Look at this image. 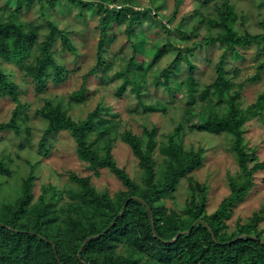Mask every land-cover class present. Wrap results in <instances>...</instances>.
Listing matches in <instances>:
<instances>
[{"label": "trees", "instance_id": "trees-1", "mask_svg": "<svg viewBox=\"0 0 264 264\" xmlns=\"http://www.w3.org/2000/svg\"><path fill=\"white\" fill-rule=\"evenodd\" d=\"M116 1L124 5L136 3L135 0ZM214 1L194 0V4L199 2L198 7L195 4V8L178 21L180 0H177L174 12L163 18L160 17L162 8L159 6H156L157 12L149 6L139 10L123 6L117 10L106 7V0H7L0 3V58L18 67L37 93L45 94L51 82L56 85L66 83L72 74L57 59L54 53L56 45L71 55H77L79 49L70 31H65L43 7L40 9V23H29L28 15L35 3L44 7L64 3L65 7H78L81 18L87 17L84 14L86 10L96 7L99 17L96 63L83 76L81 88L70 98V106L75 101L88 98L87 80L90 76L102 73V78H106L109 62L105 54L109 53L110 43L124 34L132 43L133 55L111 77V80H123L118 94L133 93L139 107L148 113L157 112L158 106L146 105L144 98L139 96L138 84L130 79L132 72L129 69L136 63L137 55L143 53L141 73L145 77L151 75L154 87L170 90L169 75H177L185 66L189 73L187 78L173 84L186 97L184 108L190 111L167 141L161 144L156 140V131L146 126L144 134L147 141H143L132 132L113 133L102 119L99 125L103 124L96 129L98 138L91 141L89 137L94 126L88 127L84 121L78 123L66 115L61 105L53 106L46 102L38 111L48 123L39 144L41 150L47 147L52 135L68 132L74 138L78 158L97 176L101 170H108L124 184L125 189L112 196L98 191L92 184V177L71 173L69 179L73 187L63 192L55 191L51 197L40 195L35 199L36 179L29 176L24 180L22 195L16 201L0 204V264H264V230L261 228L264 210L255 212L244 223L238 221L234 228L228 224L233 208L254 187L255 175L264 172V162L260 161L255 149L248 148L245 143L244 127L252 112L242 107L240 90L244 85H237L233 94H227L233 82L226 77L221 60L215 65L217 79L203 91L207 105L202 107L195 99L198 93L195 90L197 65L192 60L198 49L214 45L225 43L228 50L235 52L244 44L262 41L264 45V33H225L224 26L232 27L231 23L237 21L239 15L228 0H221L222 5L216 8L218 18L203 14L202 9ZM21 18L27 19L24 23L26 28L21 26L16 31L13 25L20 24ZM166 19L168 21L164 22ZM189 20H196V23ZM3 21L9 23V31L5 34L1 30ZM114 27L115 32L112 31ZM147 28L160 32L150 43L141 41L136 32L138 29L146 35ZM202 29H207L209 34L199 38ZM190 32L199 40L192 42L191 46H177L176 43L184 44ZM156 41L161 42L159 48H155ZM170 51L176 53L175 58L164 67L155 68ZM150 58L153 59L152 67L147 68L146 61ZM114 59L115 64L125 60L121 53ZM258 68L264 70V62ZM17 89L19 87L0 72V98L5 95L13 97L18 104L11 120L0 123V134L9 130L20 132L18 117L24 106L17 97ZM176 93L169 91L175 100ZM173 103L174 100H170L169 104ZM225 103V111L219 114ZM263 103L264 92L259 97V105ZM166 110L165 106L163 111ZM103 112L97 106L88 119L93 122L94 117L102 118ZM213 118L224 126L223 130L214 132L220 134L224 131L233 138L232 150L239 157L240 174L237 178H230V194L216 211L209 214V187L192 176L202 166L206 150L188 148L184 138L176 135L184 133L186 126L191 130L210 132ZM195 119L198 124L192 122ZM117 138L131 148L138 160L142 171L141 183L118 165L112 151ZM0 172L7 173L1 162ZM184 179L189 181L191 194L179 211L168 207L165 200L173 195ZM187 231L190 232L185 233ZM90 237L95 238L88 242L80 255L82 245Z\"/></svg>", "mask_w": 264, "mask_h": 264}, {"label": "rangeland", "instance_id": "rangeland-1", "mask_svg": "<svg viewBox=\"0 0 264 264\" xmlns=\"http://www.w3.org/2000/svg\"><path fill=\"white\" fill-rule=\"evenodd\" d=\"M3 1V0H0ZM133 5H124L116 0H106L105 6L109 9L119 7H132L134 10L143 9L146 6L152 7L157 12L156 6L161 7L160 17L171 15L177 5V0H135ZM179 15L177 21L198 7L199 2L194 4V0H180ZM239 18L234 21L232 27H225L223 31L227 34L237 32L238 35L250 34L258 35L264 33V0H228ZM7 0L0 2L4 4ZM195 5V7H194ZM222 5L221 0H215L214 3L208 4L202 9L203 14H209L212 18H218L216 8ZM113 6V7H112ZM43 7L45 12H50L51 17L59 22L65 31H70L74 44L79 49L77 55H71L61 51L60 45H56L54 53L63 66L72 72L66 83L56 85L51 84L46 89L45 94H39L34 89L33 84L28 81L19 71L18 67L8 64L0 58V72L8 76V80L15 83L17 89V97L21 99L24 106L19 111L18 125L20 132L9 130L0 134V162L3 163L7 173L0 172V204H7L16 201L22 195V185L24 180L29 176H33L35 180L34 196L37 199L40 195L51 197L54 192H63L65 189L73 187L70 181L71 173L80 176L92 177V184L100 192H108L115 195L117 192L125 189L124 184L116 178L108 170H101L97 176L95 171L88 168V165L81 161L76 153V144L74 138L68 132H60L50 137L47 147L43 150L40 148V141L45 130L48 127L47 121L42 118L38 111L50 102L53 106L61 105L66 111V115L74 121L80 123L82 121L88 127L94 126L91 130L90 140L98 138L97 130L103 123L113 129V133L123 134L132 132L147 141L144 134L145 126L149 130L156 131V140L159 144L167 141L170 134L174 133L180 123L190 113L184 108L186 105V97L177 90L175 84L186 79L188 72L185 66L177 72V75H169V88L152 86L151 75L145 77L141 73L143 53L137 55V61L129 69L130 79H134L139 86V96L144 98L146 105L158 106L156 113H148L142 107L138 106V100L133 93H125L123 96L118 94V88L122 84V79L111 80L115 72L120 71L127 63L130 56L133 55L132 43L126 40L124 34H120L110 43L109 53L105 54L109 65L106 69V75L103 79L101 74L92 75L87 80L88 98L75 101L74 105L68 103L75 91L81 88L83 76L96 63V50L99 35L97 33V24L99 17L97 8L86 10L84 14L86 18H81L80 9L76 6L71 8L65 7L64 3L57 4L54 7L41 3H35L31 7L28 15L29 23H40V9ZM155 14V12H153ZM20 20V19H19ZM26 18H21L20 24H14L13 29L18 31L21 26L25 27ZM166 19L164 22H167ZM176 21V22H177ZM192 20H189V22ZM172 23L171 26L176 25ZM195 24L196 20L190 22ZM9 23L3 21L1 30L5 34L9 31L7 27ZM26 28V27H25ZM119 30H121L119 28ZM112 31H117L116 27ZM141 41L145 40L150 43L156 39L160 32L152 31L147 28L146 35L139 32ZM184 44L177 46H191L192 42H196L199 38L207 37L208 30L202 29L199 38H195L193 33H188ZM156 43V44H155ZM155 48L161 46V42L156 41ZM202 43V42H199ZM200 45V44H199ZM30 48V46H29ZM144 49V48H143ZM142 50V49H141ZM226 44L222 46L214 45L213 47L198 49L195 56L192 57L193 62L197 65L195 80V90L198 92L195 99L198 105L205 107L207 102L203 100V91L209 85L213 84L217 79L215 73V65L221 60L224 62L226 77L233 83L229 87L227 94H233L237 90V85L243 84L241 92L242 107L252 112L248 116L250 120L244 127L245 143L248 148L255 149L256 155L261 162H264V103L259 105V97L264 92V70L258 68L264 62V45L262 41L252 43L251 45H242L237 52L228 50ZM125 58L123 63H114V56L118 54ZM176 53L170 51L163 61L155 68L164 67ZM224 57V58H223ZM145 67H152L153 59H148ZM154 68V70H155ZM65 74V73H64ZM67 74V73H66ZM103 75V74H102ZM112 77V78H111ZM175 82V84H173ZM129 89L130 86H127ZM185 91L186 88L183 87ZM214 90V89H213ZM169 91L177 94L176 100L169 95ZM170 100H174L173 104H169ZM17 103L13 97L5 95L0 98V123L11 120ZM101 107L104 112L101 113L102 118L94 117L90 122L88 115L97 107ZM166 106V111L164 107ZM226 103L222 105L219 114L225 111ZM199 109V107H197ZM255 110V114H253ZM101 119L103 123L100 124ZM198 124L197 120L192 121ZM224 126L213 118L211 120L210 132H199L191 130L187 126L184 133H178L176 137L184 138L186 147L188 148H204L206 150L204 162L202 166L196 170L192 176L199 183L207 184L209 187V203L208 213L211 214L217 210L221 202L230 194L229 180L231 177H238L240 168L238 166L239 157L233 152V138L227 132L217 134L214 130H223ZM97 129V130H96ZM103 145V143H102ZM114 157L118 165L125 168L126 171L135 178L139 183L142 180V171L138 166V160L134 157L131 148L120 138H117L113 145ZM158 157V155H157ZM159 158V157H158ZM255 185L244 199L237 203L233 208V215L228 221L230 228H234L238 221L244 223L255 212L264 210V172H258L255 175ZM54 187L55 189H52ZM191 194L189 181L182 180L177 190L172 196L166 198L165 202L168 207L176 208L181 211ZM264 230V221L261 224Z\"/></svg>", "mask_w": 264, "mask_h": 264}, {"label": "water", "instance_id": "water-1", "mask_svg": "<svg viewBox=\"0 0 264 264\" xmlns=\"http://www.w3.org/2000/svg\"><path fill=\"white\" fill-rule=\"evenodd\" d=\"M132 199H138V198H132ZM129 201V200H128ZM128 201H127V203H128ZM127 203H126V205H127ZM196 225V223L195 224H193V226L192 227H194ZM190 231H187V232H185V233H189ZM179 235H181V234H179ZM93 238H95V237H90V238H88L85 242H84V244L82 245V247H81V249H80V251H79V254L81 255V253H82V251H83V249H84V247L88 244V242L89 241H91ZM176 239V238H175ZM175 239H173L172 241H174Z\"/></svg>", "mask_w": 264, "mask_h": 264}, {"label": "built area", "instance_id": "built-area-1", "mask_svg": "<svg viewBox=\"0 0 264 264\" xmlns=\"http://www.w3.org/2000/svg\"><path fill=\"white\" fill-rule=\"evenodd\" d=\"M113 7V6H112ZM112 9H114V8H112ZM118 9H121V7H119Z\"/></svg>", "mask_w": 264, "mask_h": 264}]
</instances>
